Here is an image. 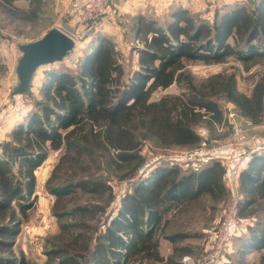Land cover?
<instances>
[{"label":"trees","instance_id":"obj_1","mask_svg":"<svg viewBox=\"0 0 264 264\" xmlns=\"http://www.w3.org/2000/svg\"><path fill=\"white\" fill-rule=\"evenodd\" d=\"M15 1L0 4L10 6L22 20L37 18L38 8L29 17ZM130 29L141 46L133 49L139 67L128 82L120 53L100 40L83 58L78 78L65 68L48 70L44 100L13 129L17 145L9 148L11 157L0 154V264H34L24 254L14 256L13 250L34 208L35 172L52 151L62 154L45 187L56 197L52 213L59 232L52 237L45 264H181L192 248L176 246L165 257L161 242L202 238V232L190 227L192 220L178 223L181 215L202 199L210 200L213 212L227 201L226 171L219 159L184 172L182 164L164 159L142 176L146 161L141 147L145 141L162 152L199 147L203 139L196 127L214 135L217 127L229 125L219 98L253 125L262 124L264 80L251 95L238 90L233 76L222 73L207 78L197 90L157 99L154 95L172 87L188 62L212 65L234 57L247 64L264 57V0H255L252 12L241 4H226L212 26L174 7L163 25L152 15H139ZM104 172L119 181L137 179L99 233L97 223L114 201ZM238 182V216L254 217L256 223L237 239L235 264H264V150L252 154ZM254 252L263 253L247 259Z\"/></svg>","mask_w":264,"mask_h":264},{"label":"rangeland","instance_id":"obj_2","mask_svg":"<svg viewBox=\"0 0 264 264\" xmlns=\"http://www.w3.org/2000/svg\"><path fill=\"white\" fill-rule=\"evenodd\" d=\"M75 1L81 4L92 2V0H40L37 3L36 0H16L14 5L24 10L29 17L34 8H38L35 20H22L10 6L0 4V154L4 152L9 156L11 155L9 148L12 145H17L11 136L13 129L24 120L27 114L37 110L38 103L44 100L42 89L49 69L65 68L73 77L78 78L80 65L85 55L93 52L100 40L106 39L115 46L121 55L120 62L125 72L124 81L130 80L133 71L139 67V56L133 49L141 46V43L134 39V34L130 29L135 17L152 15L163 25L169 19L172 9L180 7L186 10L189 15L207 21L212 26L217 13L224 5L241 4L247 7L249 12H252L255 3V0H106L105 13L91 35L85 41L79 42L75 49L60 62L40 67L32 79L28 92L12 97V93L18 85L16 66L22 56L18 45L35 42L55 27L68 35L76 34L78 27L72 10ZM141 3L144 4L143 9L129 10L128 8L134 4L141 7ZM229 41L233 43L232 39ZM221 73L233 76L236 79L238 90L251 95L254 86L264 80V57L251 60L247 64L236 60L234 57H228L224 62L212 65H205L202 62H188L185 68L177 73L176 83L168 90L156 93L154 99L163 94L188 92L191 88L197 90L207 78ZM216 101L221 107L223 115L229 121V125L217 127L214 135L202 126L196 127L203 139L199 147L192 150L162 152L150 141L143 142L141 147V154L146 161L140 171L142 176L157 164L155 162L158 158L167 157L169 153L185 155L198 148L219 150L220 155H218L226 171L225 184L229 191L227 201L219 205L216 212H213L208 209L212 204L210 200L202 199L193 204L187 213L181 215L178 223H190L192 220L190 227L202 232V238H190L177 244L165 240L161 242V253L165 257L171 255L176 246H190L192 254L189 256L192 259V264H205L212 251L215 233L221 224L228 202L235 196L236 192L240 196L239 182L237 181V187L234 188L230 179L231 173L241 169L246 163L243 161L248 159L252 148L264 147V120L262 124L255 126L242 118L235 107L224 98H219ZM61 154L62 150L52 151V156H49L48 160L36 170L34 208L30 212L29 220L22 224L13 250L14 256L19 257L24 254L34 264H45L47 261L45 253L53 247L54 238L52 237L59 232L58 219L52 213L56 197L47 191L45 185ZM211 157L182 164V171L184 172L189 168L197 170L202 162L215 159ZM102 174L110 178L114 201L107 208L105 216L97 223L99 233L109 225V221L117 214L124 196L132 193L137 179L119 181L112 174H107V172ZM242 219L245 229L232 239V252L225 254L226 260L222 264H235L238 261V256H236L237 239L242 237L247 229L256 223V219L251 216H245ZM261 253L254 252L248 255L247 259L254 260Z\"/></svg>","mask_w":264,"mask_h":264},{"label":"built area","instance_id":"obj_3","mask_svg":"<svg viewBox=\"0 0 264 264\" xmlns=\"http://www.w3.org/2000/svg\"><path fill=\"white\" fill-rule=\"evenodd\" d=\"M105 3L106 0H92V2L81 4L75 1L72 5V10L74 11V16L76 17V24L78 27V32L76 34L69 35L76 43V45L85 41L93 32V29L98 26L100 18L105 13ZM250 158L253 153L257 151L264 150L262 146H256L251 149ZM219 150L217 149H204L198 148L193 152H189L185 155H178L177 153H169L167 157L158 158L155 163H159L164 159L171 161L174 164H186L196 162L197 160H204L210 156L211 158L219 159ZM219 154V155H218ZM248 154V155H249ZM244 160L246 163L241 167V169L236 170V172L231 173V180L234 188L237 187L238 177L246 167L249 162V158ZM228 175V174H227ZM236 178V179H235ZM240 196L236 192L235 196L228 202L224 215L219 228L216 231L214 237V244L212 251L208 255L205 264H222L225 262V254L231 253V241L234 237L244 231L245 226L243 219L238 216ZM181 264H192V259L189 255L182 258Z\"/></svg>","mask_w":264,"mask_h":264},{"label":"water","instance_id":"obj_4","mask_svg":"<svg viewBox=\"0 0 264 264\" xmlns=\"http://www.w3.org/2000/svg\"><path fill=\"white\" fill-rule=\"evenodd\" d=\"M75 47V41L57 27L35 42L18 45L22 56L16 66L18 85L12 97L27 93L40 67L60 62Z\"/></svg>","mask_w":264,"mask_h":264},{"label":"crops","instance_id":"obj_5","mask_svg":"<svg viewBox=\"0 0 264 264\" xmlns=\"http://www.w3.org/2000/svg\"><path fill=\"white\" fill-rule=\"evenodd\" d=\"M143 5H144V4L141 3V4H140L141 7H137L136 4H134L132 7H129V6H128V8H129V10H131V9H137V10H138V8H142V9H143V7H144ZM155 7H156V6H155ZM50 156H52V152H51ZM47 160H48V159H47Z\"/></svg>","mask_w":264,"mask_h":264}]
</instances>
